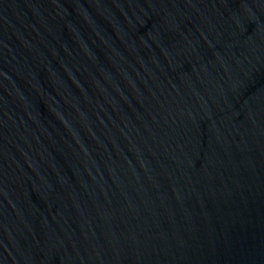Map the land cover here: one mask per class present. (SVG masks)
Here are the masks:
<instances>
[{
	"label": "water",
	"instance_id": "obj_1",
	"mask_svg": "<svg viewBox=\"0 0 264 264\" xmlns=\"http://www.w3.org/2000/svg\"><path fill=\"white\" fill-rule=\"evenodd\" d=\"M0 264H264V0H0Z\"/></svg>",
	"mask_w": 264,
	"mask_h": 264
}]
</instances>
